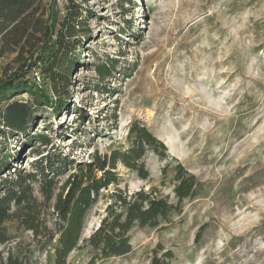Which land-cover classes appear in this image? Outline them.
I'll return each mask as SVG.
<instances>
[{
    "label": "rangeland",
    "instance_id": "374dc122",
    "mask_svg": "<svg viewBox=\"0 0 264 264\" xmlns=\"http://www.w3.org/2000/svg\"><path fill=\"white\" fill-rule=\"evenodd\" d=\"M44 3L51 33H37L30 52L20 56L0 35V80L27 82L35 93L0 102L1 114L16 101L34 112L27 135L0 132V159L11 163L0 179L13 166L33 170L45 148L39 134L51 139L47 150L89 162L95 152L128 150L130 127L140 122L166 145L167 158L145 155L146 180L119 163L117 187L129 194L157 188L176 204L177 162L202 187L171 226L134 228L130 254L96 264H150L158 244L173 252L171 264H264V0H73L82 12L78 32L66 37L75 62L69 83L57 89L44 62L70 0ZM107 58L118 68L102 84L96 68ZM73 172L69 165L49 178L58 189ZM107 193L88 214L80 244L105 216ZM34 195L44 202L38 185ZM42 210L53 228V209ZM5 226L13 239L0 244V264L15 246L35 264H51L56 240L45 244L15 220ZM92 256L84 247L67 264H88Z\"/></svg>",
    "mask_w": 264,
    "mask_h": 264
},
{
    "label": "trees",
    "instance_id": "16d2710c",
    "mask_svg": "<svg viewBox=\"0 0 264 264\" xmlns=\"http://www.w3.org/2000/svg\"><path fill=\"white\" fill-rule=\"evenodd\" d=\"M44 2L45 0H0V35L4 46L13 50L19 48V55L23 56L25 52H30L31 48L28 47H32V38L37 33L50 35L51 30L45 20ZM81 17L82 12L70 0L61 29L56 33L51 54L44 62V74L53 89L69 83L75 59L70 54L74 45L66 37L78 32ZM117 68L118 60L114 58H107L99 64L96 69L101 83L112 78ZM21 93L35 95L27 82L14 84L12 80H0V102ZM42 103L41 106L45 105V102ZM33 114L29 103H9L0 113V132L9 130L27 135L33 122ZM128 136L132 143L128 150H113L106 154L95 152L91 154L89 162H76L63 156V153L47 150L52 141L46 135L39 134L37 140L45 148L43 152H37L39 158L33 161V170L26 172L25 169L13 166L14 174L0 179V244L11 243L13 238L5 224L15 220L25 230L31 231L35 238H46L45 244L56 240L51 264H67L70 254L84 247L93 252L88 264H96L98 260L130 254L133 251L131 232L134 228L165 230L171 226L174 217L182 214L183 202L199 193L201 183L177 162L174 187L176 204L171 203L168 197L158 195L157 188H152L151 191L142 189L132 194L118 188L119 163L146 180L149 173L143 161L145 155L151 151L162 159L167 158L166 145L140 122L131 125ZM15 164L18 166L17 162ZM69 165L74 166V172L57 189L49 174L61 175ZM10 169V157L0 159V175ZM166 170L167 167L163 172L166 173ZM34 185L39 186L44 202H39L35 197ZM112 186L116 189L109 192ZM104 191L108 192L105 197L109 199L105 216L97 229L80 244L86 218ZM50 203L52 206H49ZM42 207L53 209L56 217L53 228L48 226L42 216ZM7 253L6 261L2 264H35L31 255L21 254L17 246L11 247ZM173 259V252L158 244L153 250L150 264H171Z\"/></svg>",
    "mask_w": 264,
    "mask_h": 264
}]
</instances>
